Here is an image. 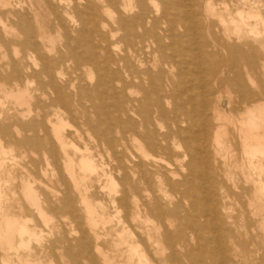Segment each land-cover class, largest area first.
<instances>
[{
    "label": "bare ground",
    "instance_id": "6f19581e",
    "mask_svg": "<svg viewBox=\"0 0 264 264\" xmlns=\"http://www.w3.org/2000/svg\"><path fill=\"white\" fill-rule=\"evenodd\" d=\"M54 27L65 52L53 53ZM263 76L264 0H0V171L16 146L43 147L50 164L54 143L74 191L43 183L41 198L27 171L19 214L0 208V264H264ZM34 80L35 91L52 90V137L33 118L46 115L31 106ZM219 97L243 113L235 129L250 180L241 183L223 177L235 156L224 151L233 121ZM61 105L74 106L76 139L90 143L76 145L78 176ZM100 179L107 198L93 187ZM59 210L78 228L61 232Z\"/></svg>",
    "mask_w": 264,
    "mask_h": 264
},
{
    "label": "rangeland",
    "instance_id": "374dc122",
    "mask_svg": "<svg viewBox=\"0 0 264 264\" xmlns=\"http://www.w3.org/2000/svg\"><path fill=\"white\" fill-rule=\"evenodd\" d=\"M224 19L227 22L229 17L226 16V17H224ZM50 32H51V39L54 41L53 44L55 45L53 53L57 54L59 52L60 53L65 52L66 50H64L65 48H63V45H62V43H64V41H63L64 40L63 30L60 28L54 27V28H51ZM56 36H58V37H56ZM60 46H62V47H60ZM233 71L235 72L234 74L237 73L238 76L240 74H242L240 76L244 77V78L242 77L243 80L239 81V85L245 86L246 84H248V76H247L248 73H247L246 68H244L243 66H240L238 69L233 68ZM68 74H69V71H68ZM65 79L68 80L69 78H65ZM263 79H264V76H263ZM44 80H45L44 82H46L47 79H44ZM93 81H95V79ZM228 81H229V84L231 83L230 85H234V88H235V85L238 84V82L232 77H228ZM28 85H29L30 89H32L31 90V94H32L31 106H32V108H34V110H36V111L39 110L40 114L44 110H46V115L43 118H41L39 116L33 117L34 121H36V123H37V129L38 130L42 129L43 132L48 133V135L50 137H52V133L50 131L49 119L52 120L55 116L54 115L55 106L54 105H47V103H46V101H48L47 98L52 93V90L47 87V88L35 91V87L37 85V80H34V82L32 84L29 83ZM43 93H45V94H43ZM220 93L222 95V97H221L222 99L226 98L225 94L223 92H220ZM218 99H219L218 100L219 102L217 103V105H219L218 107L220 108L222 113L224 115L228 116L229 118H231L233 121V125L229 124L227 129L230 131V136H233L234 141H235V142L234 141L230 142L228 140L229 139L228 137L224 138V140H225L224 151H228L232 156H235V159L231 160V162H230L231 164L230 163H229L230 165L228 164L229 166L227 165L226 169L224 170L225 174L223 177L227 183H231L233 181H238L237 183H241L242 180H244L246 178L248 180H250V178L247 177L248 173H247L246 163L243 161V158L241 157L240 146L238 145V140H237L238 139V133L235 129V126L242 119L243 113L233 111V106H234L233 102L231 103L227 100L228 101L227 104L223 105L220 102L221 101L220 97ZM50 107H52L53 109ZM61 108L64 111V113L61 114V117L67 121V125L62 130V134H63V136H65V139L68 142V145L66 146L65 151L67 152V155L72 160H74V163L76 166L75 173L78 176V173L82 174V172H78L77 158L79 157V153H77V151H76V145L79 148H82L86 144L89 145L90 143H88L89 140L88 141H81V140L76 139V135L74 132H75V127L77 126V121L74 119V106H72L70 109H68V111L62 105H61ZM70 117H71V119H70ZM45 129H46V131H45ZM235 143L237 144V146L235 145ZM52 147L54 148L55 155H54V158L52 159L53 162H51L48 165H46L45 161H44L46 159V156H48V155H47V152L44 151L45 149L43 147L42 148H35L36 150L31 149L30 147H27L24 149V148H20V147L16 146L15 148H13V150L11 151V155H9V156L11 158V156L13 155L14 160L7 158V160H6L7 161L6 162L7 167L5 166L6 169L3 171H0V188H2V191H3L2 197H0V208L2 205L7 204V205H10L11 212H14L15 214H19L18 213V206L16 205L17 203L15 202L14 199H16L17 197H21V195H22L21 184L18 183V181L25 177V174L27 173V171H29L31 174H34V175H31L33 177V178L31 177L32 178V181H31L32 188H34L37 191V193L40 195L41 198L44 195L48 194L47 189H49V190L52 189V190L58 191V192H70L71 194L74 193L73 181H71L69 173L66 170L64 152L61 151V149H59L58 145H55L54 143H53ZM21 150L22 151L25 150V152H26V155L24 158H21L19 156V153L22 152ZM33 150H35V151H33ZM103 153L106 155L105 152H103ZM236 157L238 159L237 162H236ZM43 168L44 169L46 168V171H43L44 170ZM37 171H38V173H37ZM50 172H52V173H50ZM94 173H95L94 171H88L87 172L88 179L89 178L94 179V177H95ZM7 174H8V177H7ZM43 174L45 175V177ZM22 175H24V176H22ZM222 175H223V172H222ZM7 178H8L9 182L5 181ZM53 178H54V181H53ZM38 181L40 183L42 182V184L40 186H39V183H37ZM43 183L45 184L47 189L45 186H43ZM46 183L48 185L50 184V186H48ZM93 185H94L93 187H96L97 190L102 192L100 194H101V196H103V198L104 197L107 198L108 192L110 190V183L106 182L105 179H100L99 181L94 180ZM56 188H57V190H56ZM217 191H218L217 193H220L221 196H222V194H224L220 188ZM51 192H49V193H51ZM58 192H56V193H58ZM243 198H245V197L243 196ZM19 201H22V200L20 199ZM45 209H46L47 213H49V211L47 210L46 207H45ZM77 209H78V207H77ZM32 212H34V211H32ZM76 212L78 213V211H76ZM79 213H81V212L79 211ZM263 214H264V210L261 212V215H263ZM33 215H34V223L37 225V227H39V228L45 230V232L49 233V231H51V228H49L50 226H44L43 227L42 222L40 221V219L38 218L36 213H34ZM49 215H51V214L49 213ZM56 215H55L56 217L54 216L55 218L53 217V215L51 216L53 218V223L59 217L62 220L66 219L65 221L68 222L67 225H65V227H63L64 229L60 228L61 232L63 230L78 228L77 224L75 222H72L71 224L69 223L68 218H66L67 213L64 210H59V212L56 213ZM259 222L261 223L262 228H264V216H261ZM73 223H75L76 226ZM171 229L173 230V228H171ZM52 233H53V231H52ZM59 235H60V233L55 231V233L51 235V238L57 239V237H59ZM185 237L187 239L191 238L190 230H188V229L185 230ZM112 241H113L112 238L108 237V238H105V240H103L101 242H103L102 244L105 245L104 246L105 250H108L109 253L114 254L115 253V246H114V242H112ZM190 242L194 243V240H191ZM125 256L126 255L123 254V258H126ZM95 257L97 260V264H102L101 263V257H99V256H95ZM148 258H150V257H148ZM80 264H89V262L85 258L80 257ZM167 264H173V263H167ZM182 264H190V263L188 260H184V261H182ZM198 264H211V263L209 260H206L204 263H198Z\"/></svg>",
    "mask_w": 264,
    "mask_h": 264
}]
</instances>
